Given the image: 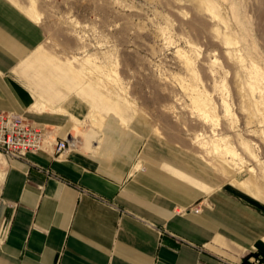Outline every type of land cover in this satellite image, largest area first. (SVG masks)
Listing matches in <instances>:
<instances>
[{"label": "crops", "instance_id": "crops-1", "mask_svg": "<svg viewBox=\"0 0 264 264\" xmlns=\"http://www.w3.org/2000/svg\"><path fill=\"white\" fill-rule=\"evenodd\" d=\"M43 37L41 23L0 0V109L73 141L74 99L43 103L18 71ZM83 131L60 155L53 136L21 158L0 153V228L8 224L0 264H240L264 254V202L154 134L145 118L109 117L92 144ZM193 204L200 210L180 212Z\"/></svg>", "mask_w": 264, "mask_h": 264}, {"label": "rangeland", "instance_id": "rangeland-1", "mask_svg": "<svg viewBox=\"0 0 264 264\" xmlns=\"http://www.w3.org/2000/svg\"><path fill=\"white\" fill-rule=\"evenodd\" d=\"M11 1L44 28L19 74L43 103L74 99L73 141L141 116L264 202V0Z\"/></svg>", "mask_w": 264, "mask_h": 264}, {"label": "built area", "instance_id": "built-area-1", "mask_svg": "<svg viewBox=\"0 0 264 264\" xmlns=\"http://www.w3.org/2000/svg\"><path fill=\"white\" fill-rule=\"evenodd\" d=\"M54 138V151L56 155L63 154L70 147L75 146L69 140V135L56 138L54 128L46 124L28 119L14 110L0 109V153L3 156L21 158L29 151L41 149L49 140ZM51 141V140H50ZM189 210L199 211V206L191 205L180 212ZM8 224L3 222L0 228V240H3L7 232ZM249 260L255 264L260 263L259 256H250Z\"/></svg>", "mask_w": 264, "mask_h": 264}, {"label": "bare ground", "instance_id": "bare-ground-1", "mask_svg": "<svg viewBox=\"0 0 264 264\" xmlns=\"http://www.w3.org/2000/svg\"><path fill=\"white\" fill-rule=\"evenodd\" d=\"M30 7L32 8V9H34V13L36 14V15H39V13L37 12V10H36V8H35V2L34 1H30ZM94 115V114H93ZM94 120H93V124L94 125H98V126H101V122L98 120V119H95V118H93ZM102 122H103V120H102ZM95 127H93V129H91L92 131H94L97 135H98V132H99V130L98 129H94ZM75 139V138H74ZM222 148V147H221ZM224 149V148H223ZM225 151H226V153L225 154H227V153H232L231 155H233V156H237L236 155V153L233 151V150H231V149H229L228 147H225Z\"/></svg>", "mask_w": 264, "mask_h": 264}, {"label": "trees", "instance_id": "trees-1", "mask_svg": "<svg viewBox=\"0 0 264 264\" xmlns=\"http://www.w3.org/2000/svg\"><path fill=\"white\" fill-rule=\"evenodd\" d=\"M240 264H255V263H253V262H251L249 260V255H248V256H244L242 258V261L240 262ZM260 264H264V255L262 256V259H261V263Z\"/></svg>", "mask_w": 264, "mask_h": 264}]
</instances>
